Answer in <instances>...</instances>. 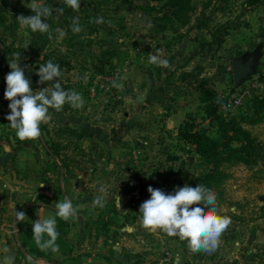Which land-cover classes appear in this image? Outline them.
Returning <instances> with one entry per match:
<instances>
[{
    "label": "rangeland",
    "instance_id": "1",
    "mask_svg": "<svg viewBox=\"0 0 264 264\" xmlns=\"http://www.w3.org/2000/svg\"><path fill=\"white\" fill-rule=\"evenodd\" d=\"M8 1L6 5L0 0L8 14L0 15V43L11 48L0 62V82L7 87L12 53L20 54V66L33 91L48 86L38 84L36 75L40 64H46L43 56L52 54L61 66L59 56L73 55V69L61 68L59 79L65 90H75L84 100L80 109L68 104L61 110L49 109V120L41 123L47 144L27 143L30 147L24 161L39 177L35 193L26 203L53 206L62 197L69 198L78 210L67 226L74 246L71 259L80 261L99 253L120 264H264L263 133V140L258 137L262 145L255 164L224 165L221 195L216 192L217 208L219 215L231 218V224L215 251L194 253L179 236L145 229L137 213L150 198L149 186L171 193L170 189L185 183L191 186L211 169L195 147L178 136L180 126L190 119L197 130L219 137L205 115L202 91L217 95L219 112L225 117L252 116L250 108L221 109L237 88L232 75L236 60L254 59L252 75L239 86L264 68V38L254 41V25L234 20L243 12L246 0H213L209 7L205 6L207 0H193L192 29L180 30L183 37L178 39L173 32L156 31L145 8L160 5L151 0L123 6L107 0H80L79 10L69 14L67 9L55 11L59 9L55 4L63 0ZM44 1L51 2L54 10L46 19L49 33L22 28L16 17L33 15L32 5ZM259 6H264V0ZM77 16L82 31L73 33L70 25ZM88 26L98 32L89 36ZM89 41L91 48L87 47ZM101 41L111 44L100 49L96 42ZM244 43L248 46L240 48ZM150 54L166 59L169 67L149 63ZM113 81L123 87H113ZM7 102L5 110L10 112ZM259 119L255 126L244 125L254 135L256 128L264 126V112ZM51 145L59 146L61 156L74 162L66 176L50 152ZM101 186L106 190L104 207H93V197L100 195ZM118 195L121 207L116 204ZM107 205V210L115 207L116 213L105 211L101 222H96ZM106 222L115 224L108 223L104 229Z\"/></svg>",
    "mask_w": 264,
    "mask_h": 264
},
{
    "label": "clouds",
    "instance_id": "2",
    "mask_svg": "<svg viewBox=\"0 0 264 264\" xmlns=\"http://www.w3.org/2000/svg\"><path fill=\"white\" fill-rule=\"evenodd\" d=\"M64 4L74 11L80 8V0H63ZM34 13L31 16L23 14L17 16L19 25L29 28L34 33H49L50 25L46 19L53 15V8L42 4H33ZM63 12V9H56ZM73 33H79L82 28L79 17H73L70 25ZM60 35L64 32L60 30ZM51 38V34L49 36ZM9 62L11 71L6 75V90L4 98L10 101L8 108L10 114L5 119L15 131L16 137L23 140H34L41 135L40 125L49 120V109L61 110L65 104L75 109L83 108L84 100L75 90H65L59 77L62 75L59 63L49 60L46 64H40L36 75L38 84H48L47 87L33 91L30 79L25 76V70L20 66V54L12 53ZM149 63L169 67V62L159 55L150 54ZM112 86L120 89L122 84L113 81ZM43 186V184H41ZM100 195L93 197V207H104L105 188L98 189ZM150 198L139 207L141 223L145 229L153 232L162 230L171 236H179L186 240L189 249L198 253L213 252L220 243V238L225 229L231 224V218L218 214L216 193L202 184L191 187L188 183L174 188L173 192L165 193L151 186L147 189ZM117 206L121 207V197L116 198ZM56 216L68 221L77 215L69 198L55 202L53 205ZM14 223L23 222L26 214L15 211ZM56 218L50 217L32 222L33 239L41 251H59L56 243L59 233L56 230ZM16 258L11 254L10 248L0 249V264H15ZM25 264H33L28 257Z\"/></svg>",
    "mask_w": 264,
    "mask_h": 264
},
{
    "label": "trees",
    "instance_id": "3",
    "mask_svg": "<svg viewBox=\"0 0 264 264\" xmlns=\"http://www.w3.org/2000/svg\"><path fill=\"white\" fill-rule=\"evenodd\" d=\"M8 5V0H3ZM110 3H113L114 6L118 5H130L132 2L136 0H107ZM213 0H207L206 7L211 5ZM160 7H149L145 8L152 17L153 24L158 33H168L173 32L174 35H177L178 38H182L180 30L183 29H192V14L195 11V6L193 4V0H151ZM263 3V0H246L245 6L247 8L256 7ZM43 5L51 6V2L44 1ZM59 9L66 10L68 14L71 12H75L70 7L66 6L64 3L55 4ZM6 9V8H5ZM5 9L1 6L0 3V15H8L6 14ZM70 9V11H69ZM73 11V12H72ZM63 13V12H62ZM153 14H157V16H153ZM2 17V16H1ZM0 17V18H1ZM6 21V20H5ZM15 22V20H14ZM94 25V23H93ZM95 27V26H94ZM90 30L89 36L92 33L98 32L95 28L90 26L87 27ZM98 29V27H96ZM109 34L113 35L112 29H108ZM99 44L100 49H104L109 46L111 42L101 41L96 42ZM79 46L84 47L82 44ZM87 47H93L90 43ZM8 48L5 44L0 43V62H2L6 56ZM50 55L43 56V63H47L49 60H53L54 58ZM59 61H61V68L65 67L68 70H72L73 66H71V62L73 59V55L71 56H59ZM54 61V60H53ZM6 87L0 82V124L8 125L9 121L5 119V117L10 114V112H6L5 107L7 106V100L4 98V92ZM203 98L202 102L204 104L205 115L210 123L217 129L219 134L218 138L210 137L206 131L197 130V127L194 125L193 121L188 119L183 122V124L179 128L178 136L182 142H185L188 145L195 147L196 154L200 157L201 161L210 167L208 173L200 176L195 183L191 184V187H195L197 184H202L207 188L213 190L215 193L221 195V186L223 183L224 174V165H236V164H255L260 157L259 148L262 145L261 140L257 136H255L252 130L247 129L244 125L249 124L255 126L259 122V118L261 114L264 112V95L255 93L250 100V106L248 108L252 109L253 113L250 116H245L241 118H228L222 115L219 112L220 109V100L217 98V95L214 92L210 91H202ZM44 126L40 125L41 135L40 137L34 140H19L16 135L15 139L18 145L24 143H33L35 141L47 144L44 140ZM13 130V129H12ZM14 131V130H13ZM50 152L53 157L61 164L63 168L64 176L71 172V164H74L69 158L64 159L59 150V146H50ZM160 189V188H159ZM173 192L172 189H170ZM108 205L105 210H102L97 217L96 222H101V219L104 217L105 211H109L108 213L115 212L116 208L113 207L112 210H107ZM139 216V209L137 210ZM128 218V216H127ZM56 230L59 233L58 239L56 243L59 245L58 252L41 251L35 244V241L31 234H27L25 237L22 236L20 238V244L22 249L26 251L25 259L31 257L32 261L37 260H49L52 256L56 254H61L66 257L69 261H75L71 259L73 257L74 246L73 243L68 239L67 236V226L68 221L63 220L62 218L56 216ZM108 223L115 224V222H106L103 224L104 229L107 227ZM100 226V227H103ZM100 231V228L96 230V233ZM107 260L111 264H120L118 261L110 258Z\"/></svg>",
    "mask_w": 264,
    "mask_h": 264
},
{
    "label": "crops",
    "instance_id": "4",
    "mask_svg": "<svg viewBox=\"0 0 264 264\" xmlns=\"http://www.w3.org/2000/svg\"><path fill=\"white\" fill-rule=\"evenodd\" d=\"M242 9L243 12L241 13L240 11L241 15L234 20L239 21L241 24L249 21L254 25V30L257 29L252 35V39L254 41H261L262 37L264 38V30H259L264 25V6L243 7ZM242 30L244 29L242 28ZM242 30H238L237 33L242 32ZM246 43L241 44L239 47H247ZM261 64L264 67V60H261ZM258 94L264 95V80L260 84ZM14 132L8 125L0 124V249L5 247L10 248L11 254H14L16 258L15 264H25V255L27 253L21 247L20 238L22 236L25 237L29 233L33 237L32 222L39 218L41 220L50 217L56 218V211L53 206H39L33 202L26 203L27 199L35 193L34 184L36 180L39 181V177L35 171H29L28 166L24 164L25 158H27L25 157V153L28 151L26 148L30 146L27 143L18 145ZM262 133L264 134V126L255 129V135L261 140H263ZM31 162L34 165V161L31 160ZM63 199L62 197H58L55 201ZM15 211H24L26 218L23 222L14 223ZM10 222H12V225H10ZM33 264L111 263L107 260V257L97 253L92 257L84 258L80 261H69L63 255L56 254L49 260L33 261Z\"/></svg>",
    "mask_w": 264,
    "mask_h": 264
},
{
    "label": "built area",
    "instance_id": "5",
    "mask_svg": "<svg viewBox=\"0 0 264 264\" xmlns=\"http://www.w3.org/2000/svg\"><path fill=\"white\" fill-rule=\"evenodd\" d=\"M262 74L264 75V68L259 71L258 75L253 76L251 79L247 80L245 84L237 87L232 94H229L228 98L221 106L222 111L229 112L248 108L253 95L258 93L260 89Z\"/></svg>",
    "mask_w": 264,
    "mask_h": 264
},
{
    "label": "water",
    "instance_id": "6",
    "mask_svg": "<svg viewBox=\"0 0 264 264\" xmlns=\"http://www.w3.org/2000/svg\"><path fill=\"white\" fill-rule=\"evenodd\" d=\"M254 59L250 58L248 61L244 62L242 59H238L233 63V80L236 87H239L240 83L247 79L253 73ZM138 101L142 102L139 98Z\"/></svg>",
    "mask_w": 264,
    "mask_h": 264
}]
</instances>
